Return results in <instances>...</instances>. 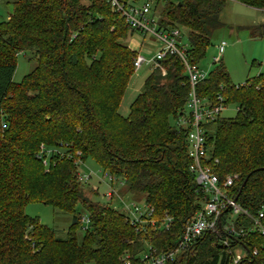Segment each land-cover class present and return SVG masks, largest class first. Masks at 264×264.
I'll use <instances>...</instances> for the list:
<instances>
[{"label": "trees", "instance_id": "trees-1", "mask_svg": "<svg viewBox=\"0 0 264 264\" xmlns=\"http://www.w3.org/2000/svg\"><path fill=\"white\" fill-rule=\"evenodd\" d=\"M226 1L151 0L159 27L187 31L186 57L196 64L223 26ZM235 1L264 9V0ZM12 5L0 21V264H124L127 253L131 264H142L150 247L174 250L183 225L208 198L189 171L186 131L169 122L185 112L190 86L182 60L167 54L160 60L165 73L151 68L124 116L119 107L137 52L126 40L139 32L107 0ZM259 27L252 34L263 35ZM25 51L36 64L14 82L16 56ZM213 63L196 94L213 102L220 93L236 107L234 117L220 114L206 126L214 171L220 180L235 174L230 193L250 214L264 212V71L233 84L223 63ZM87 158L150 204L157 226L136 229L124 212L85 196L77 173ZM28 202L70 213L65 237L28 216ZM77 205L89 218L81 237ZM166 216L168 229L161 225ZM229 218L242 233L205 231L164 264H264V234L242 214L226 213L221 225Z\"/></svg>", "mask_w": 264, "mask_h": 264}, {"label": "built area", "instance_id": "built-area-1", "mask_svg": "<svg viewBox=\"0 0 264 264\" xmlns=\"http://www.w3.org/2000/svg\"><path fill=\"white\" fill-rule=\"evenodd\" d=\"M107 2L112 11L117 12L130 28L138 31L143 36L151 34L161 41V46L150 59H146L139 51L136 52L133 57L134 69L140 68L144 63L151 65V68L160 67V60L167 54L177 55L182 60L190 87L185 102V112L175 119L176 127L186 131L187 154L191 159L189 171L193 173L198 188L203 193L208 194L207 200L204 201L194 217L183 225L174 250L157 254L150 247L142 255V264H164L176 252L187 249L195 239L208 230L216 232L218 229V231L230 235L242 233V229L239 231L235 229L230 218L221 225V219L226 213H229L232 218L239 214L245 215L252 221L253 230L264 234V223L261 220L264 212L261 210L257 214H250L247 209L241 207L236 197L230 193V188L237 176L229 174L224 180H220L214 171L213 166L217 160L212 158L210 146L207 144L206 126L217 119L226 105L224 104V97L220 93L213 102L196 94L195 87L197 83L205 79L208 73L199 64L191 63L186 57L188 45L181 40V30L176 27H159L157 24L158 16L152 13L151 0H130L126 3L120 0H107ZM225 46L226 42L223 40L217 45L218 56L213 57V62L219 61L218 58L223 53ZM161 70L162 73H165L162 68ZM43 151L44 149L40 145V152ZM91 176V173L88 175L77 173V178L82 184L86 183ZM105 179L108 180L107 184L109 186L105 197L108 200H111L114 196L121 198L113 187V183L118 180L119 184L123 186L124 181L104 171L101 180L105 182ZM123 207L127 221L134 228L137 229L138 226L143 225L157 226V222L152 219L154 208L150 204L143 201L141 206L133 202L124 204ZM171 222L172 218L166 216L161 221V225L168 229ZM86 223H89L88 217ZM223 243L228 245L226 240H223ZM255 253L256 250L253 251V254ZM241 256L239 252H236L234 261L240 260ZM122 260L124 264H131L130 254H125Z\"/></svg>", "mask_w": 264, "mask_h": 264}, {"label": "rangeland", "instance_id": "rangeland-1", "mask_svg": "<svg viewBox=\"0 0 264 264\" xmlns=\"http://www.w3.org/2000/svg\"><path fill=\"white\" fill-rule=\"evenodd\" d=\"M13 1L15 0H0V21L7 20L9 14H11ZM221 19L223 26L211 35L210 45L198 64L206 72L213 70L215 66L213 57L218 56L217 45L223 40L226 42V46L218 59L225 66L230 81L233 84H243L248 78L264 71V34L261 36L252 34V32H259V26L264 25V9L246 6L235 0H227ZM181 40L183 43H187V31L185 29L181 30ZM126 42L146 59L152 58L161 46V41L151 34L143 36L134 33ZM136 44L139 45L138 49ZM35 64L36 60L29 52H19L16 56L13 81H21L23 76L28 74ZM150 69L151 65L145 63L140 68L134 69L121 102L122 115L128 114L129 105L141 90ZM235 114L236 107L234 104H227L221 112L222 117H234ZM169 122L171 125L176 126L175 119L171 118ZM78 172L82 175L92 174L91 178L83 184L87 188L84 190L85 196L89 199L101 204H109L122 212L124 211V204L136 202L141 206L143 205V199L122 190L123 187L118 180L113 183V187L121 198L114 196L111 200H108L105 197V193L109 188L108 180L105 179V182L101 180L104 170L91 158H87L79 164ZM90 191H93V193ZM77 206L79 208L77 212L80 214L81 219L76 228V233L81 237L84 228L88 225L86 223L88 215L79 205ZM24 212L28 216L37 218L39 222L53 229L56 236L62 238L65 237L72 221L70 213L40 202L26 203ZM236 252L243 253L240 248Z\"/></svg>", "mask_w": 264, "mask_h": 264}, {"label": "crops", "instance_id": "crops-1", "mask_svg": "<svg viewBox=\"0 0 264 264\" xmlns=\"http://www.w3.org/2000/svg\"><path fill=\"white\" fill-rule=\"evenodd\" d=\"M131 47V46H130ZM136 47H137V49L139 48V45L137 46V44H136ZM122 108H121V104H120V107H119V112L122 114ZM125 110V109H124Z\"/></svg>", "mask_w": 264, "mask_h": 264}, {"label": "water", "instance_id": "water-1", "mask_svg": "<svg viewBox=\"0 0 264 264\" xmlns=\"http://www.w3.org/2000/svg\"><path fill=\"white\" fill-rule=\"evenodd\" d=\"M245 180L243 181L242 185L244 184Z\"/></svg>", "mask_w": 264, "mask_h": 264}]
</instances>
